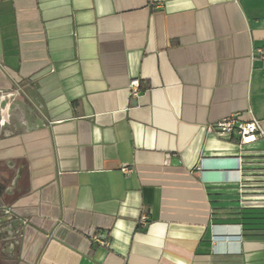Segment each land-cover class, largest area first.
Returning a JSON list of instances; mask_svg holds the SVG:
<instances>
[{"label":"crops","instance_id":"crops-1","mask_svg":"<svg viewBox=\"0 0 264 264\" xmlns=\"http://www.w3.org/2000/svg\"><path fill=\"white\" fill-rule=\"evenodd\" d=\"M249 112L264 0H0V264H264Z\"/></svg>","mask_w":264,"mask_h":264},{"label":"built area","instance_id":"built-area-1","mask_svg":"<svg viewBox=\"0 0 264 264\" xmlns=\"http://www.w3.org/2000/svg\"><path fill=\"white\" fill-rule=\"evenodd\" d=\"M139 89L140 81L138 79L132 80L131 92L136 95ZM208 130L219 138L234 142L239 148H243L260 139H264V120L256 118L251 112H249L248 116L235 113L209 124ZM141 219L143 222L147 221L146 216ZM93 240L102 244L106 242L98 233L93 235Z\"/></svg>","mask_w":264,"mask_h":264},{"label":"flooded vegetation","instance_id":"flooded-vegetation-1","mask_svg":"<svg viewBox=\"0 0 264 264\" xmlns=\"http://www.w3.org/2000/svg\"><path fill=\"white\" fill-rule=\"evenodd\" d=\"M5 209H6L5 207L0 206V216H2V214H3L2 212L5 211Z\"/></svg>","mask_w":264,"mask_h":264}]
</instances>
